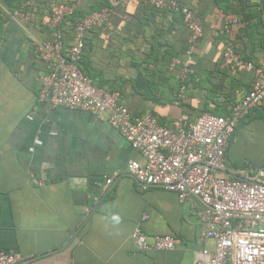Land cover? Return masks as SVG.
Wrapping results in <instances>:
<instances>
[{"label": "crops", "instance_id": "obj_1", "mask_svg": "<svg viewBox=\"0 0 264 264\" xmlns=\"http://www.w3.org/2000/svg\"><path fill=\"white\" fill-rule=\"evenodd\" d=\"M59 1L88 10L98 0H0V9L36 8L43 19ZM108 1L109 27L87 35L80 68L94 83L121 91L133 115L151 114L173 126L179 118L195 121L207 105L216 110L230 89L220 90L219 74L222 44L229 39L264 66V0H223L233 5L231 16L239 23L216 42L209 26L224 12L217 0H179L205 24L193 73L184 80L177 79L178 69L170 71L172 59L185 56L182 19L148 13L136 1ZM51 38L37 21L26 30L7 22L0 32V251L20 255L21 264H195L196 252L215 249L214 241L201 238V203H182L177 193L160 188L141 191L129 164L144 159L107 115L40 100L39 77L47 65L35 48ZM66 39L71 45L72 36ZM241 85L233 93L237 101L250 89ZM228 158L239 176L264 168V102L237 129ZM115 172L119 176L106 188ZM116 215L119 224L112 220ZM137 226L150 240L171 235L179 243L171 251H138L132 241Z\"/></svg>", "mask_w": 264, "mask_h": 264}, {"label": "built area", "instance_id": "obj_2", "mask_svg": "<svg viewBox=\"0 0 264 264\" xmlns=\"http://www.w3.org/2000/svg\"><path fill=\"white\" fill-rule=\"evenodd\" d=\"M132 1L182 14L190 33L189 49L184 58L173 59L170 71L178 69L177 79H186L193 73L195 46L205 36V24L196 10L177 0H118V4L127 5ZM73 12L74 7L59 3L41 20V25L52 31V38L35 48L47 65V73L39 77L40 100L54 108L80 109L99 117L107 115L110 124L144 159L143 163L132 160L129 164V173L141 191L160 188L177 193L182 203L191 198L201 203L199 219L204 227L201 238L214 241L215 249L196 252L195 264H264V168L242 170L239 176L228 158L237 129L264 102V66L256 67L244 61L236 52L235 42L228 41L222 68L232 74L240 69L253 72L257 80L252 90L227 116L204 113L194 122L179 118L173 126H165L151 114L133 115L121 102L119 91L95 85L80 68L88 33L110 23V9L104 8L79 21L73 28V42L66 47L60 27ZM37 17L36 8L0 9V28L9 21L26 30ZM237 23V18L222 11L209 28L213 34H229ZM185 89L181 86L179 97H184ZM118 176L115 172L107 180L106 188ZM132 241L141 252L171 251L179 243L171 235H156L150 240L140 226L134 229ZM23 261L16 253L0 251V264Z\"/></svg>", "mask_w": 264, "mask_h": 264}, {"label": "trees", "instance_id": "obj_3", "mask_svg": "<svg viewBox=\"0 0 264 264\" xmlns=\"http://www.w3.org/2000/svg\"><path fill=\"white\" fill-rule=\"evenodd\" d=\"M177 1H179V0H177ZM180 2V1H179ZM221 2H223V0H217V3H218V6H219V8L221 7V9L222 10H224V12L225 13H227L228 15H233V13L235 12V10L233 9V5H229L227 2H223V3H221ZM59 3H64V2H62V1H59L58 2V4ZM181 4H183L182 2H180ZM139 4H141V3H139ZM244 4V3H243ZM183 5H186V4H183ZM107 6H109V1L108 0H98V1H96V2H94V4H92L90 7H89V9L88 10H82L81 8L80 9H77V10H74V12H73V14L72 15H70V16H67V17H65V19L63 20V23L61 24V30H62V32H63V34H64V43H65V46L66 47H69L70 45L68 44V42H67V39H66V36L67 35H70V36H72V33H73V28L76 26V24L79 22V21H81L82 19H84L85 17H87V16H89L90 14H92V13H95V12H99V11H101L102 9H104V8H108ZM141 6V8L144 10V11H147L148 13H150V12H152V11H154V12H165V13H170V12H166V11H162V10H158V9H156V8H154V7H152V6H149V5H144V4H141L140 5ZM187 6H189V5H187ZM243 7H244V5H243ZM13 9H23L22 8V5H18L17 7H14ZM23 10H26V9H23ZM111 11V10H110ZM170 14H172V15H174V16H176V17H180L181 19H182V22H183V24H184V20H183V16H182V14H178V13H170ZM197 15H198V17L200 18V19H202V17H201V15L197 12L196 13ZM255 17H256V13H254L253 14ZM111 16H112V12H111ZM111 16H110V21H111ZM254 17V18H255ZM44 19V18H43ZM43 19H40V17H39V11H38V17H37V23L40 25V27H42V28H44V29H48V28H46V27H44V26H42L41 25V20H43ZM203 21V20H202ZM244 21H249V19H244ZM7 22H9V21H5L4 23H7ZM4 23H3V25H4ZM110 24V23H109ZM109 24L107 25V26H105V28H101V29H93L91 32H93V31H101V30H104V29H106V28H108L109 27ZM2 25V26H3ZM185 25V24H184ZM2 26H1V28H0V32H1V30H2ZM65 27L67 28V29H65ZM50 30V29H49ZM51 31V30H50ZM90 33V32H89ZM88 33V34H89ZM189 31H188V39H189ZM227 34H220V33H217V34H213V37H212V39H214L215 40V42H216V39L218 38V37H224V36H226ZM51 36H52V31H51ZM72 39H73V36H72ZM228 41H233V40H231V39H229V40H227V41H224L223 42V44H222V51H221V53H222V56H221V60H220V62H219V74H221V77H222V81H221V85H220V90L222 91L223 90V88L224 87H228V88H230L229 89V93H225V100L223 101V102H215V104H217L218 106V108L216 109V110H212V109H210L209 108V105H207L204 109H202V111H200V113H199V115H201V114H204V113H212V114H215V115H219V116H227V115H229L230 114V112H231V108L235 105V104H237L238 103V101H237V98L234 96V91L236 90V89H238L239 88V86L241 85V83L245 86H250V89L247 91L248 93L252 90V85H253V83L257 80V77L255 76V74L253 73V72H251V73H249V72H244V70L243 69H240L237 73H235V74H232L231 73V71H229V70H227V69H224V68H222V64H223V52H224V49H225V45L227 44V42ZM188 42V41H187ZM200 42V41H199ZM199 42H198V44H199ZM264 43V42H263ZM87 47H88V38H86V47H85V50H84V52H83V55H82V57H83V61H84V55H85V53H86V50H87ZM189 49V43H187V46H186V49L184 50V54L186 53V51ZM236 52L238 53V54H240L241 56H242V59L244 60V61H247V62H252L253 64L255 63V62H253L252 61V59L251 58H249V57H247V56H245L241 51H239L237 48H236ZM195 57V55L193 56V58ZM40 59V58H39ZM175 59V58H174ZM41 60V59H40ZM172 61H173V59H172ZM171 61V62H172ZM43 62V61H42ZM81 63H82V61H80ZM170 62V63H171ZM44 63V62H43ZM193 63H194V59H193ZM45 65H46V63H45ZM256 67H259L260 65H256V64H254ZM81 70L84 72V70L81 68ZM85 73V72H84ZM86 74V73H85ZM87 75V74H86ZM253 77L254 78V80L252 81V84L251 83H247V81H246V78H248V77ZM89 77H91V76H89ZM256 77V78H255ZM91 78H93V77H91ZM244 78H245V81H244ZM93 80V79H92ZM95 85H97V86H99V87H103V88H105L104 86H100V85H98V84H96V83H94ZM243 85H241V86H243ZM106 89H108V88H106ZM109 91H119V90H113V89H108ZM120 92V94H121V102L123 103V99H122V93H121V91H119ZM213 102H214V100H213ZM124 104V103H123ZM198 115V116H199ZM197 116V117H198ZM197 119V118H196ZM187 120V119H186ZM160 121V120H159ZM188 121V120H187ZM161 122V121H160ZM194 122V121H193ZM162 123V122H161ZM163 124V123H162ZM163 125H165V124H163ZM166 126V125H165Z\"/></svg>", "mask_w": 264, "mask_h": 264}, {"label": "clouds", "instance_id": "obj_4", "mask_svg": "<svg viewBox=\"0 0 264 264\" xmlns=\"http://www.w3.org/2000/svg\"><path fill=\"white\" fill-rule=\"evenodd\" d=\"M112 220L115 221L117 224H119L121 218H120L118 215H116V216H113V217H112Z\"/></svg>", "mask_w": 264, "mask_h": 264}]
</instances>
